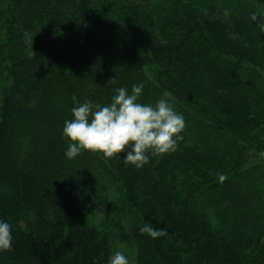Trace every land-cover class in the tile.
Here are the masks:
<instances>
[{
    "label": "trees",
    "instance_id": "16d2710c",
    "mask_svg": "<svg viewBox=\"0 0 264 264\" xmlns=\"http://www.w3.org/2000/svg\"><path fill=\"white\" fill-rule=\"evenodd\" d=\"M57 27L63 47L40 31ZM2 74L0 219L13 240L0 264H106L114 250L130 264H264L249 181L264 161L239 166V136L264 138V0H10ZM140 82V103L183 115L176 149L138 169L123 152L67 159L70 109ZM146 222L165 234L141 235Z\"/></svg>",
    "mask_w": 264,
    "mask_h": 264
},
{
    "label": "clouds",
    "instance_id": "9594fccd",
    "mask_svg": "<svg viewBox=\"0 0 264 264\" xmlns=\"http://www.w3.org/2000/svg\"><path fill=\"white\" fill-rule=\"evenodd\" d=\"M143 87L140 82L130 90L115 88L109 103L104 105L85 100L73 106L71 119H65L61 129L67 144L64 156L73 159L82 151H90L112 158L123 152L120 159L124 164L138 169L149 162V152L155 156L174 151L182 139L179 134L184 129V117L165 98L154 104L140 103ZM138 232L153 239L165 234L164 229L147 222L138 227ZM12 240V225L0 219V252L10 251ZM106 264L130 261L125 251L114 250Z\"/></svg>",
    "mask_w": 264,
    "mask_h": 264
},
{
    "label": "rangeland",
    "instance_id": "374dc122",
    "mask_svg": "<svg viewBox=\"0 0 264 264\" xmlns=\"http://www.w3.org/2000/svg\"><path fill=\"white\" fill-rule=\"evenodd\" d=\"M9 3H10V0H0L1 6H6ZM40 31L42 32L44 39H47L60 47L64 46L66 42V35H65L64 28L57 27L50 32L42 28ZM121 37L127 45H130L132 40L128 34L121 32ZM149 70L150 69L147 67L144 68V71L150 77L151 75L149 73ZM7 85H8V82L4 74L0 75V94H1V89ZM246 135L239 136L243 139H248L247 142L241 143V146L243 147L242 149L243 157H242V161L239 164V166L240 168H243L244 170L250 169L253 166L264 161V150L262 148V146H264V138L256 137L254 134L247 135V136ZM233 139L234 141L238 143L239 141L238 139L236 138H233ZM228 166H230V162L228 163ZM249 181L251 183L252 182L258 183L260 186V191L258 192V196H257V198L260 200H258L255 196H253L252 198L255 200V202L258 203L259 206L261 205V212L264 214V203H262L264 202V169L261 168L259 171L250 174Z\"/></svg>",
    "mask_w": 264,
    "mask_h": 264
}]
</instances>
